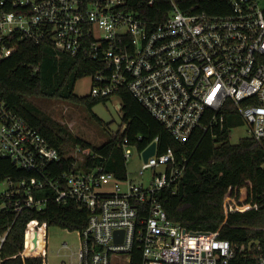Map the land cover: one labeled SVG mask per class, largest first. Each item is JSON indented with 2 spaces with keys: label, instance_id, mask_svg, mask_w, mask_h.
Listing matches in <instances>:
<instances>
[{
  "label": "built area",
  "instance_id": "obj_1",
  "mask_svg": "<svg viewBox=\"0 0 264 264\" xmlns=\"http://www.w3.org/2000/svg\"><path fill=\"white\" fill-rule=\"evenodd\" d=\"M165 1L169 10L150 21L128 10V0H0V61L23 39L48 40L58 53L96 64L88 76L90 97H118L121 111L129 93L179 143L196 129L221 125L229 102L247 124L248 137L262 143L264 0H228L231 11L224 15ZM152 143L156 152L140 172L151 170L146 187L103 166L86 170L90 149L62 154L0 94V158L33 174L7 181L0 213L19 217L49 202L85 209L87 226L79 231L80 251L71 264H264L259 240L233 246L219 231L188 229L168 218L159 194L169 188L177 193L188 159L178 161L171 147L159 153V138L139 150L124 137L119 147L127 163L131 147L142 156ZM261 198L264 203V191ZM4 241L0 237V251Z\"/></svg>",
  "mask_w": 264,
  "mask_h": 264
},
{
  "label": "trees",
  "instance_id": "obj_2",
  "mask_svg": "<svg viewBox=\"0 0 264 264\" xmlns=\"http://www.w3.org/2000/svg\"><path fill=\"white\" fill-rule=\"evenodd\" d=\"M128 0L127 9L146 20L160 18L169 10L165 0ZM185 9L196 7L209 15L229 14L228 0H183ZM97 71V66L84 56L71 57L58 53L48 40L36 44L29 39L18 42L14 54L0 61V94L7 106L43 135L62 154L71 148L90 149L84 165L86 170L103 166L117 178H127L126 160L119 143L122 138L142 150L159 138L158 151L171 147L178 161L188 159L184 177L177 193L164 189L159 194L168 218L175 224L192 230L219 231L222 239L233 246L259 240L264 245V141L251 138L231 144L230 133L242 124V118L232 103H227L221 125L204 131L196 129L185 143L175 141L161 123L129 93L123 94L121 108L124 133H114L101 147L74 136L39 107L31 98L61 100L86 107L89 111L110 99L79 97L77 82ZM92 118L99 125L103 121ZM138 136L143 139L138 142ZM63 167V166H62ZM65 167V166H64ZM33 174L0 158V184L30 180ZM88 213L70 202L58 205L49 202L42 211L25 210L19 217L11 212L0 213L1 264H47L46 252H30L32 243L43 237L46 229L57 226L71 232L86 228ZM1 244V242H0Z\"/></svg>",
  "mask_w": 264,
  "mask_h": 264
},
{
  "label": "rangeland",
  "instance_id": "obj_3",
  "mask_svg": "<svg viewBox=\"0 0 264 264\" xmlns=\"http://www.w3.org/2000/svg\"><path fill=\"white\" fill-rule=\"evenodd\" d=\"M91 86V78L85 77L77 82L75 93L79 97L88 96ZM30 101L67 128L74 136L96 147L103 146L114 133L121 132L124 128L118 97H113L105 103L102 102L94 106L91 111L84 106L61 100L31 98ZM92 114L101 119L103 125H99L94 121ZM247 131L248 126L244 121L238 127L233 128L230 133L231 144H238L241 139L248 138ZM73 151L74 148H71L69 152ZM130 151L131 157L126 163L127 181L146 187L151 181V170H146L144 174H141L144 160L137 148L131 147ZM8 189L9 184L7 182L0 184V194ZM64 244H67V247H64ZM43 251L47 255V264L77 263L76 258L80 251L79 231L71 232L61 227L49 226L46 229V239L43 238L41 243H37L34 248L32 247V251L27 252V254Z\"/></svg>",
  "mask_w": 264,
  "mask_h": 264
},
{
  "label": "water",
  "instance_id": "obj_4",
  "mask_svg": "<svg viewBox=\"0 0 264 264\" xmlns=\"http://www.w3.org/2000/svg\"><path fill=\"white\" fill-rule=\"evenodd\" d=\"M155 152H156V143H152L142 154V158L144 162H147L149 157L153 156Z\"/></svg>",
  "mask_w": 264,
  "mask_h": 264
},
{
  "label": "crops",
  "instance_id": "obj_5",
  "mask_svg": "<svg viewBox=\"0 0 264 264\" xmlns=\"http://www.w3.org/2000/svg\"><path fill=\"white\" fill-rule=\"evenodd\" d=\"M42 239H43V237H40V239H39L38 241H36L35 243H32V244H34V245L31 246L30 251H32V247L34 248V246H35L37 243H41ZM40 240H41V241H40ZM42 245H43V242H42ZM44 248H45V245H44Z\"/></svg>",
  "mask_w": 264,
  "mask_h": 264
}]
</instances>
